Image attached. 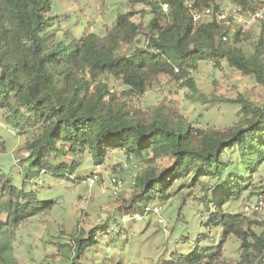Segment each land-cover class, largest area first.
<instances>
[{
  "label": "trees",
  "instance_id": "1",
  "mask_svg": "<svg viewBox=\"0 0 264 264\" xmlns=\"http://www.w3.org/2000/svg\"><path fill=\"white\" fill-rule=\"evenodd\" d=\"M229 1L243 13L256 11L255 0ZM128 3L148 6L152 13L141 44L137 42L139 26L131 20L132 10L117 15L114 25L102 36L87 31L64 42L57 38L52 17L47 14L50 0H0V111L5 123L26 137L24 183L41 171L59 178L72 173V163H55L60 152L88 151L96 164H102L108 152L119 149L128 157L151 163L137 176V192L129 204L144 216L147 206L165 201L178 190L170 193L177 180L186 175H190L191 183L205 178L206 183L213 184L201 198L207 212L203 223L220 228V240L208 247L201 241L209 237L200 236L191 252H173L162 264H218L223 244L231 236L240 241L243 260L262 264L264 230L256 232L261 222L244 211H228L226 206L256 188L264 163V100L261 105L242 100L237 124L223 131H200L198 136L189 131L188 124L174 121L161 111L147 119L133 115L123 104L105 98L110 95L107 85L98 79L111 76L130 94L139 96L158 83L160 75H168L183 80L194 93L190 72L201 61L217 64L225 59L228 66L254 75L264 86V35L260 34L246 55L239 47L224 46L228 23L216 19L220 8L215 0ZM162 4H167V12ZM204 8H211L214 15L193 21V10ZM122 43L129 46L126 54L118 53ZM162 157L170 164L160 168L156 161ZM3 193L16 200L7 211L0 202V215L6 211V220L0 221V264H18L13 236L5 230L50 209L53 201H36L33 191L17 189L0 171V198ZM72 243L68 264H84L81 259L98 240L90 233L87 238H74Z\"/></svg>",
  "mask_w": 264,
  "mask_h": 264
},
{
  "label": "rangeland",
  "instance_id": "2",
  "mask_svg": "<svg viewBox=\"0 0 264 264\" xmlns=\"http://www.w3.org/2000/svg\"><path fill=\"white\" fill-rule=\"evenodd\" d=\"M50 1L51 8L47 14L52 17L57 38L64 42L78 39L87 31L102 36L114 25L117 15L132 10L131 20L139 26L137 42L141 44L152 17L148 6H129L128 0ZM215 1L225 13L233 6L229 0ZM255 5L256 10L263 13V19L253 24L229 20L224 46L239 47L246 55L252 52L260 34L264 35V0H255ZM165 10L167 12L168 7ZM128 50L129 46L122 43L118 53L126 54ZM190 75L195 86L194 93L183 85V80L168 75H160L158 83L139 96L130 94L120 80L111 76L101 75L98 81L107 85L110 95L106 99L111 97L112 101L123 104L133 115L147 119L161 111L174 121L188 124L189 131L198 136L200 131H223L237 124L242 100L255 105H261L264 100V86L255 76L228 66L225 59H220L217 64L212 60L201 61ZM2 112L0 171L9 176L17 189L33 191L36 201H53L50 209L5 230L6 234L13 236V250L18 264H68L72 259L69 246L73 244V239L87 238L90 233L96 235L98 243L87 257L81 259L84 264H162L169 260L173 252L175 255L188 254L206 235L209 239L201 241V244L207 243L210 247L219 242L221 229L203 223L207 221V212L201 198L206 188L213 184L206 183L205 178L191 183L190 175H186L177 180L170 190L172 193L178 188L175 193L163 202L152 203L159 208L160 215L147 213L140 219L135 218L136 212L129 208V204L137 192L136 178L151 163L128 157L119 149L108 152L102 164H96L88 151L82 154L60 152L55 163H72V173L66 178H59L41 171L29 183H24L28 155L24 148L26 137L17 135L4 122ZM156 164L163 168L170 164V160L162 157ZM97 165L101 170L98 181L89 187L87 178ZM258 172L256 188L251 193H244L226 208L242 213L247 202L261 197V209L247 214L261 222L256 229L260 234L264 230V163ZM112 176L122 181L117 194L111 190ZM15 200L4 193L0 198L6 211ZM17 201L24 203L23 199ZM6 211L0 215L1 222L6 220ZM218 264H249L240 257L238 239L231 236L223 244Z\"/></svg>",
  "mask_w": 264,
  "mask_h": 264
},
{
  "label": "built area",
  "instance_id": "3",
  "mask_svg": "<svg viewBox=\"0 0 264 264\" xmlns=\"http://www.w3.org/2000/svg\"><path fill=\"white\" fill-rule=\"evenodd\" d=\"M163 10L167 8V4H162ZM214 15L213 10L211 8H204L202 10H193L192 12V20L193 21H199V20H207L210 19ZM216 19L222 23H228L229 20H237L239 22H244L246 24H253L255 22H258L263 19V13L259 10H256L254 12H245L243 13L240 9V7H237L235 5L232 6L231 10L229 12L225 13L222 10L217 12ZM227 19V20H226ZM225 39V36L223 37ZM101 172L99 165L96 166V168L92 171V173L87 178V183L89 187H92L96 182L98 181V174ZM110 184H111V190L113 194H117L122 185V181L117 176H112L110 178ZM263 200L261 197H259L256 201H250L247 202L244 205V212L246 214L259 211L262 207ZM149 212H153L156 215H160L159 208L155 205L153 206H147L145 208L144 214H147ZM142 214L136 213L135 218L140 219L142 218ZM161 219H159L160 221Z\"/></svg>",
  "mask_w": 264,
  "mask_h": 264
}]
</instances>
